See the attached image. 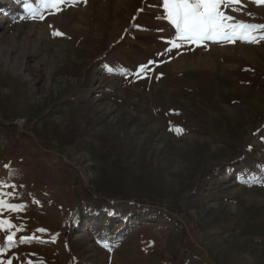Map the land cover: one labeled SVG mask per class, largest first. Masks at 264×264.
Listing matches in <instances>:
<instances>
[{
  "label": "rangeland",
  "instance_id": "rangeland-1",
  "mask_svg": "<svg viewBox=\"0 0 264 264\" xmlns=\"http://www.w3.org/2000/svg\"><path fill=\"white\" fill-rule=\"evenodd\" d=\"M161 4L0 0V264H264V29L172 48Z\"/></svg>",
  "mask_w": 264,
  "mask_h": 264
},
{
  "label": "snow or ice",
  "instance_id": "snow-or-ice-1",
  "mask_svg": "<svg viewBox=\"0 0 264 264\" xmlns=\"http://www.w3.org/2000/svg\"><path fill=\"white\" fill-rule=\"evenodd\" d=\"M40 2L45 7H51L56 11H60V5L67 4L70 0H40ZM86 2V0H85ZM228 0H162L161 8L163 10L162 16H157L156 19H165L170 25L176 30V35L168 43L172 48L179 46L177 41H203L217 39V36H221L223 39L229 42L234 41V37L244 40L248 43L257 42V37L252 35V30L264 29V25H248L244 23L230 25L226 24L225 20L233 19L232 17H225L220 11V5L226 3ZM233 3H240V0H231ZM253 3L257 5L264 4V0H252ZM138 12L143 11V9H138ZM39 19H43L40 15ZM136 19V17H133ZM231 28L232 32L229 33L225 29ZM237 29H243V34H238ZM158 31H163V29H158ZM54 36H61L63 33L59 31L53 32ZM260 40H264V35L259 37ZM171 49H166L170 51ZM149 64L154 63V61H149ZM146 65H141V68H146ZM108 71H112L108 69ZM177 132L182 131L181 129H176ZM5 168L9 165L5 164ZM0 205H5L4 201H0ZM10 210H15L16 205H5ZM37 231H45V229H37ZM6 242L11 245L14 242V235H8L6 237ZM20 242H24L21 239Z\"/></svg>",
  "mask_w": 264,
  "mask_h": 264
},
{
  "label": "trees",
  "instance_id": "trees-1",
  "mask_svg": "<svg viewBox=\"0 0 264 264\" xmlns=\"http://www.w3.org/2000/svg\"><path fill=\"white\" fill-rule=\"evenodd\" d=\"M0 129H2V130H3V129H4V127H3V126H1V127H0Z\"/></svg>",
  "mask_w": 264,
  "mask_h": 264
}]
</instances>
